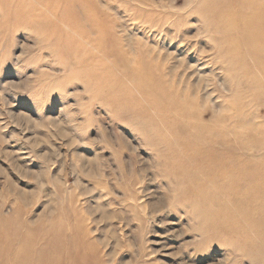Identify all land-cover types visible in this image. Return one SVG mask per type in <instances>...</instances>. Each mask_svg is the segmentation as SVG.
<instances>
[{"label":"rangeland","instance_id":"rangeland-1","mask_svg":"<svg viewBox=\"0 0 264 264\" xmlns=\"http://www.w3.org/2000/svg\"><path fill=\"white\" fill-rule=\"evenodd\" d=\"M138 1L110 0L107 19L97 24L101 29L109 27L113 37L90 42L83 38L93 33L94 26L72 32L56 16L44 17L52 14L44 3H40V25L55 22L58 29H50L56 33L52 36L25 22L11 24L0 18V246L5 248L0 264L259 263L261 255L249 251L244 255L247 249L240 251L231 242L221 243L219 238L225 234L217 228L216 235L207 233L202 222L207 213L200 200L184 202L178 179L165 159L166 147L155 134L157 128L170 138L171 131L140 94L131 74L123 73L119 58L115 61L105 54L112 44L118 45L124 59L134 58V67L160 83V89L181 105L182 114L171 112V120L213 136L219 129L232 141L238 133L243 144L250 136L264 138V60L257 58L261 57L259 51L250 45H236L237 38L246 35L212 32L206 36L202 29L197 33L204 17L189 1L149 0L154 10L147 0ZM228 1L235 5V0ZM195 4L200 5L201 0ZM75 10L81 15V9ZM146 12L152 13L151 19H140ZM162 12L171 19L163 25L159 22ZM163 26L169 29L168 38ZM182 33L186 34L183 39ZM59 36L64 37V43ZM222 40L235 53L234 66L244 61L254 74L250 78L238 73L237 78L246 81L240 87L230 86V80L234 83L237 78L215 66L228 60L213 49ZM77 42L84 48L74 52L71 48ZM60 43L70 49H61ZM162 44L172 52H183L185 60L190 64L196 60L206 71L209 100L201 96L204 79L193 85V69L185 64H179L175 73L185 72L186 78L179 81L176 75L169 79L176 53L168 55L171 51ZM75 59L92 62L85 67ZM110 61L116 64L110 75L121 78L125 96H132L124 110L128 117L116 114L119 105L108 95L116 87L102 85L98 77L110 73ZM89 70L93 73L87 74ZM86 77H91L88 84ZM220 77L228 79L226 90ZM251 117L254 129L247 125ZM253 155L259 156L257 152ZM205 233L212 235L211 239ZM18 252L31 257L17 261ZM259 261L264 264L261 257Z\"/></svg>","mask_w":264,"mask_h":264},{"label":"bare ground","instance_id":"bare-ground-1","mask_svg":"<svg viewBox=\"0 0 264 264\" xmlns=\"http://www.w3.org/2000/svg\"><path fill=\"white\" fill-rule=\"evenodd\" d=\"M152 1L153 3L155 2V0ZM185 1H189V4H194L196 6L194 9L200 11L204 17V21L202 22L204 27H202V24H196L197 33L202 29L206 36H211L212 32L224 33L226 36L231 37H235V34H239L241 36L246 35L247 38L238 37L236 40V45L240 47L250 45L252 49L259 51L261 57L258 56L257 58L259 60H264V0H235V5H233L232 2L230 3L228 0H201V4L198 6V3L195 4L196 0ZM145 2L150 4L149 0ZM40 3H44L49 6V9L52 13L45 14L44 17L47 18L50 15L56 16L58 18L57 20L68 24L71 27L72 32L79 30L80 27L83 26H89L90 28H93L94 26L93 33H87L86 35L84 34V42H90L91 39L95 38L106 39L107 36L113 37L112 33H110L111 31L109 27L101 29L99 24H97L99 20L107 19L105 10L111 8L109 4L110 0H0V18L5 17V22H9L11 24L25 22L30 24L32 29L39 30L44 35L52 36V34L54 35L56 33H54V31L50 32V29L56 31L58 26L55 24V22L47 23L46 27H42L40 25ZM152 4H150L151 7ZM226 4H228L229 7H227ZM161 5L165 6L163 4ZM72 7H75V9H81V15H79ZM7 15L9 16L8 20L6 19ZM147 16L148 19H151L152 13H142L139 18L143 19ZM169 19L170 15H166V12H162L159 22L161 25H163L166 22L168 23ZM143 21H145V19ZM238 22H242V24L237 25ZM195 23H198V20L195 21ZM149 26L151 27V25ZM176 29L177 31H182L180 26H177ZM161 30H164V36L168 38V27L163 26ZM179 36L181 39H183L186 37V34L182 33ZM85 37L88 41L85 40ZM63 38L62 42L64 41ZM113 43L116 45L114 39ZM222 43H226V40H222L220 45L213 49L215 50V53L222 52L224 55H226L228 60L226 59L223 62L215 63V66L217 65V67L222 69L225 74L233 79L237 78L238 73H244L247 77L254 78V74L248 69L244 61H242L238 67L234 66L235 53H231V49L227 43L225 45H222ZM60 45V48L63 50L70 49L67 46H63L61 43ZM73 45L74 47L71 48V50L74 52L76 49H81L82 46L84 48V45H82L80 42H77ZM127 45H129V43ZM165 45H163V47L167 48ZM98 46L100 47L101 44H98ZM117 46L115 48L112 44V48L109 47L108 53L105 55L110 54L114 57L115 61L119 58L117 63L122 66L121 69L123 73L128 75L131 74L133 81L138 86L140 94L145 99L150 101L154 110L161 114V118L166 123V127L172 133V137L166 138L163 136V133L159 131L160 129L158 130L156 128L155 131V134L162 138L163 144L167 150L165 153V159L168 162L164 160V158L162 160L169 163V166L173 168V176L178 179V183L181 188L180 193L184 196L182 197L184 202L187 199L189 200L194 198L200 200L202 210L207 213V217L204 219V221H202L204 222V226L206 225L205 227L208 228V232L206 231L207 229L205 230L207 233L215 232L217 228V231L220 230L225 234H223L224 237L221 236L222 238H219L221 243L231 242L232 245L240 251L247 249V253L244 251V255H247L248 251L249 253L255 252V255H261L260 257L264 262V138L258 140L250 136L247 140L249 144L247 142L243 144L241 139L238 138V133H236L237 137L234 136L235 140L232 141L227 139L222 134L223 131L219 129L216 131L217 133L214 135V137L204 130L195 129L191 131L187 124H181L177 120H171V112H178L179 114H182L180 103L175 104L172 101L170 94L160 89V83L152 81L149 75L143 73L138 66L134 67L132 65V60H134V58L131 59L127 56L128 60L124 59V52L120 50L119 53ZM169 50L170 49L167 48V51ZM174 53H176V59L174 60L173 65H171V68L168 70L169 79L172 81L176 79V75H178V80L182 81L185 77V72L181 74L175 72L179 64H185V68L189 70L193 69V72L190 73L191 76H195L193 78V85L204 79L203 83L205 85L202 87V89H200L201 96L204 100H209L210 91H205L207 90V85L209 83V75L202 69L196 60L193 64H190L189 60H185V57L182 54L183 52L181 51H171L168 53V55ZM168 55L164 54V57L166 58ZM90 58L91 56L89 59ZM85 59H87V57H85ZM89 59L87 61L75 59V62L82 66L88 67L92 62V59ZM115 61H110L111 64L108 66V71L110 72L109 74H100L98 77L100 78V83L102 85L116 87V89H113L112 93L108 95L111 96L110 98H112L114 103L116 102L119 105L115 106L116 114H125L126 117H128L129 113L127 110H124L127 109L129 105L128 100H132V96H125L127 89H125L126 87H124V82L121 78L116 76L112 77L110 75L112 74L111 69L116 68ZM72 63L74 64V62ZM185 68L184 70H186ZM90 73H93L92 70H89L87 74ZM87 78L91 77H86V79ZM225 80L226 78H221L219 79V83L226 90L225 82H227L228 79L226 81ZM245 82V80L237 78L234 83L233 80H230V86L240 87L241 85L245 84ZM86 83L88 84L90 81L87 79ZM142 84H144V86H142ZM179 96H181V94H179ZM222 108L223 107L219 106L217 107V110L221 111ZM247 123L251 129L255 128L253 117L249 118ZM178 127H182L183 130H177ZM261 132L264 135V128L261 129ZM249 152H251L252 155ZM253 152H257L259 156L253 155ZM167 163H165V165ZM20 191L18 194H21ZM188 205H190V203ZM195 211L196 210H194V212ZM201 220L202 219L200 218V221ZM198 226L197 228L199 229L200 227ZM202 228L201 231L203 230ZM214 234L216 235V232ZM206 236H209L211 239L212 235L206 234ZM204 238L205 239L203 240H208L206 237ZM212 241L214 242L215 240ZM213 242H211V244ZM223 246L225 245H222L221 247ZM227 248L229 249V246ZM229 250H231V248ZM4 254L5 248L0 246V256H3ZM15 257L16 260L19 261L22 259L26 260L31 256L30 254L18 252ZM259 258L257 261L260 263L261 261H259ZM253 261L254 260H252V262Z\"/></svg>","mask_w":264,"mask_h":264}]
</instances>
